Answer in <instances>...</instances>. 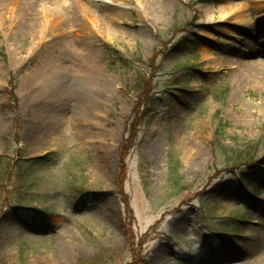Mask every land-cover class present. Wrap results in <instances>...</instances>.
Segmentation results:
<instances>
[{
	"label": "rangeland",
	"instance_id": "1",
	"mask_svg": "<svg viewBox=\"0 0 264 264\" xmlns=\"http://www.w3.org/2000/svg\"><path fill=\"white\" fill-rule=\"evenodd\" d=\"M93 1L92 15L107 3L117 22L108 30L77 16L93 30L97 60L98 80L84 87L32 79L60 55L58 33L40 43L0 32V155L21 162L17 199L28 208L0 211V264H92L104 254L105 264H264V78L238 79L253 48L264 52V0ZM66 31L84 42L78 28ZM156 51L159 117L128 156L127 211L119 146L138 60L148 65ZM253 148V161H237ZM49 153L60 157L34 162Z\"/></svg>",
	"mask_w": 264,
	"mask_h": 264
},
{
	"label": "bare ground",
	"instance_id": "2",
	"mask_svg": "<svg viewBox=\"0 0 264 264\" xmlns=\"http://www.w3.org/2000/svg\"><path fill=\"white\" fill-rule=\"evenodd\" d=\"M85 1L94 4L93 0H71L65 6L61 0H2L0 1V32L11 30L34 33L39 37V42H45V36L58 33L56 50L60 51L52 61L47 64L43 75H36L32 79L45 84H77L81 87L98 80L95 72L97 60L94 54V46L90 39L93 38V30L85 24L79 25L77 16L83 13L95 26L97 18L102 19L106 28L110 30L113 23L117 22L112 5L104 3L100 6L101 12L96 17L86 7ZM235 0H220L221 4L232 5ZM259 4L261 0H251ZM73 26L78 28L79 35L84 39L83 43L69 40L66 28ZM86 41V42H85ZM58 53V52H57ZM255 58L252 62L241 61V71L238 73L240 84L260 82L264 78V52L253 48L249 58ZM58 114V112H55ZM50 109L45 112L46 119L51 115ZM80 116V115H78ZM159 145L155 144L152 151L157 154Z\"/></svg>",
	"mask_w": 264,
	"mask_h": 264
},
{
	"label": "trees",
	"instance_id": "3",
	"mask_svg": "<svg viewBox=\"0 0 264 264\" xmlns=\"http://www.w3.org/2000/svg\"><path fill=\"white\" fill-rule=\"evenodd\" d=\"M162 53L164 52L156 51L148 65L138 60L141 68H137L138 78L133 88V90L137 92V100L133 107L131 117L126 121L124 136L119 146L120 166L122 169L119 195L124 199L123 202L127 211H129V202L122 188V186H124L123 180L127 171V159L133 151L134 142L136 141L138 133H140L143 128L150 127L159 117V95L155 92V85L159 72V66L157 64L162 57ZM193 53H196V49ZM124 63L126 66L133 67L134 69L136 68L130 61H125ZM13 82V79L9 82V86L11 87L9 98L14 104H17L18 98L15 94ZM256 150L257 148H253L252 150L249 149L241 152V154L236 157L237 161H243L245 164H248L250 161L254 160L253 158ZM58 157L60 156H57L55 153H49L46 156L36 159L34 162L47 163ZM20 163L21 162L15 161L10 156L0 155V188L4 191L3 198H0V211L8 206L17 210L28 209L26 207L27 204H18L19 200L17 199L19 192L23 189V186L19 182L23 174V166L21 167ZM76 192H78V194L83 193L80 189H76ZM104 255L100 256L92 264H105L106 259Z\"/></svg>",
	"mask_w": 264,
	"mask_h": 264
}]
</instances>
